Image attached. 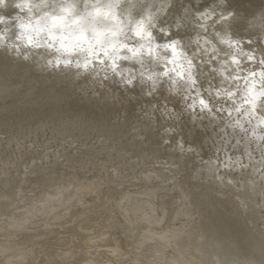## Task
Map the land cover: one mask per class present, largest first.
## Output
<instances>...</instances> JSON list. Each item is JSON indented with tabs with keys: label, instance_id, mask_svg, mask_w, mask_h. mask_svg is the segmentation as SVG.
I'll return each instance as SVG.
<instances>
[{
	"label": "clouds",
	"instance_id": "clouds-1",
	"mask_svg": "<svg viewBox=\"0 0 264 264\" xmlns=\"http://www.w3.org/2000/svg\"><path fill=\"white\" fill-rule=\"evenodd\" d=\"M0 264H264V0H0Z\"/></svg>",
	"mask_w": 264,
	"mask_h": 264
}]
</instances>
